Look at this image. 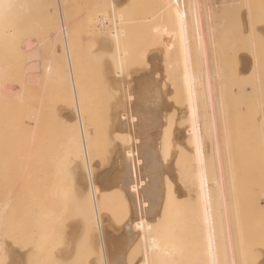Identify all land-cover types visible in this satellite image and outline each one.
<instances>
[{"label":"rangeland","instance_id":"rangeland-1","mask_svg":"<svg viewBox=\"0 0 264 264\" xmlns=\"http://www.w3.org/2000/svg\"><path fill=\"white\" fill-rule=\"evenodd\" d=\"M224 1L218 0V20ZM210 2L16 0L0 17L11 31L0 37V140L18 145L23 175L33 174L21 189L35 202L32 256L26 253L19 264H106L97 237L101 227L106 258L135 264V248L122 232L139 208L129 189L133 181L150 230L188 235L177 242L185 251L180 264L264 263V251L252 252L264 239L248 235L264 225V43L249 24L246 41L227 46L238 40L239 29L230 35L208 29L215 7ZM246 4L249 11L264 0ZM214 34L225 36V47L218 41L207 46ZM208 52L218 57L207 88ZM241 53L252 61L248 71ZM190 75L200 88L186 82ZM7 190L1 197L9 200ZM7 207L0 264H16ZM223 211L234 223L232 252L216 231L222 238L216 254L204 256L200 241L192 242L195 218L218 219ZM17 243L24 252L27 244Z\"/></svg>","mask_w":264,"mask_h":264},{"label":"bare ground","instance_id":"bare-ground-1","mask_svg":"<svg viewBox=\"0 0 264 264\" xmlns=\"http://www.w3.org/2000/svg\"><path fill=\"white\" fill-rule=\"evenodd\" d=\"M14 1L16 0H0V17H3L2 15H4L6 11L9 7H11V4L14 3ZM5 10V12H4ZM9 10V9H8ZM193 12H194V9H193ZM3 13V14H2ZM198 14V13H197ZM199 16V15H198ZM193 18V17H192ZM201 18V17H199ZM1 19V18H0ZM115 20V19H114ZM113 21V20H112ZM197 22V25L198 26V32H197V42H198V45L201 46L202 44V41H203V32H202V27L199 23L198 20H196ZM114 22V21H113ZM112 22V24H113ZM194 22V21H193ZM118 23L117 20H115L114 24ZM1 25V24H0ZM0 37H4L6 34H10V27H3L2 28V25L0 26ZM62 32L65 34V30H64V27L61 28ZM111 35L116 38V33L114 31L111 32ZM66 36V35H65ZM193 38V37H192ZM198 46V48L200 47ZM31 48V43L27 44L26 45V49H30ZM201 49V47H200ZM71 68V67H70ZM34 73H35V68H34ZM70 75V74H69ZM118 76L121 75L120 73L117 74ZM191 76V75H190ZM199 75H197L198 77ZM70 81L73 83V74L70 75ZM189 80L186 78L185 80H187L186 82L188 83V81H191L190 83H193L194 85V82L193 79L194 77H189ZM192 78V79H191ZM199 78V77H198ZM184 79V78H183ZM198 79H196L195 81H197ZM201 80V78L199 79ZM204 80V79H203ZM202 80V81H203ZM36 81V80H35ZM184 81V80H183ZM200 81V83L202 82ZM33 82H34V79H33ZM199 83V82H198ZM204 83V82H203ZM203 83H202V88L204 89L203 87ZM211 83V82H210ZM205 87H210L209 86V79H208V76H206V79H205ZM73 85V84H71ZM187 85H190L192 86V84H187ZM199 86V84H196L194 86ZM201 86V84H200ZM199 86V88H200ZM74 87V86H73ZM193 87V86H192ZM201 88V89H202ZM1 89V88H0ZM203 89L201 90L203 92ZM206 89V88H205ZM209 91V89H208ZM1 92V90H0ZM193 92V91H192ZM200 92V91H199ZM211 92V90H210ZM75 93V91H74ZM194 93V92H193ZM201 94V93H200ZM209 94V93H208ZM192 95V94H191ZM211 96V94H210ZM210 96H209V99H210ZM212 99V98H211ZM205 100V99H204ZM216 101V100H215ZM192 102V101H191ZM203 102V101H202ZM206 102V100H205ZM210 102V105H211V100L209 101ZM213 103V102H212ZM217 103V102H216ZM215 103V104H216ZM204 104V103H203ZM214 104V103H213ZM212 104V105H213ZM221 104V103H220ZM206 105V104H205ZM190 106V105H189ZM204 107V106H203ZM208 108V107H207ZM213 109V107H212ZM214 110V109H213ZM212 111V110H211ZM194 112V111H193ZM215 112V111H214ZM212 111V114L214 113ZM217 112V111H216ZM186 113V112H185ZM211 113V112H210ZM263 116H261L262 120L264 121V112H262ZM78 115L79 112H78ZM182 115V114H181ZM122 118L126 119L127 118V115L125 113H123L122 115H120ZM168 116V115H167ZM170 116V115H169ZM214 116V114H213ZM166 117V116H165ZM181 117V116H180ZM259 117V116H258ZM77 118V117H76ZM168 118V117H167ZM212 118V117H211ZM169 119V118H168ZM187 119V118H186ZM78 120V119H77ZM215 120V119H214ZM78 123V122H77ZM212 123L213 122V119H212ZM168 124V123H167ZM211 124V123H210ZM173 125V124H172ZM171 126V125H170ZM82 127V126H80ZM193 127V125H192ZM216 128V126H215ZM169 127L167 128L166 132L168 131L169 132ZM179 129V128H177ZM191 130L193 129L190 128ZM189 129V131H190ZM214 129V127H213ZM80 130V128H79ZM183 130V129H182ZM215 132V130H213ZM193 132V131H192ZM81 133V132H80ZM191 133V132H190ZM194 134V132L192 133V135ZM82 135V134H81ZM164 135L166 136V133H164ZM165 136H163L165 138ZM83 137V136H82ZM163 138V141H165ZM166 140L168 139V136H166L165 138ZM84 141V140H83ZM168 141V140H167ZM225 141V140H224ZM216 143V142H215ZM162 144V143H161ZM170 144V143H169ZM164 145H168V142L167 144L165 143ZM215 145H218V144H215ZM161 148V147H160ZM216 148V147H215ZM165 149V148H164ZM170 148H168V151H169ZM209 149V148H208ZM84 150V149H83ZM167 150V148H166ZM218 151V149H216ZM194 151V150H193ZM216 151V153H217ZM86 150H85V153L84 155H86L85 157L87 158V154H86ZM132 153L134 154V152H128L127 154L128 155H132ZM164 153V152H163ZM169 153V152H168ZM179 153V152H178ZM204 153V152H203ZM209 153V152H208ZM165 154H167V151L165 152ZM219 154V153H217ZM216 154V155H217ZM164 156V155H163ZM179 155H177V158ZM84 157V158H85ZM166 158V156H165ZM218 156H217V160H218ZM179 160V159H178ZM219 160H218V164H219ZM219 166V165H218ZM24 167L23 163H22V158H21V153L19 151V147L16 143H7L5 142L3 139L0 140V232L2 233V229H3V215H4V212H5V209L8 208L7 206L9 205L12 209V218H11V221H10V226L12 225L11 223L14 221L13 223V227L10 228V230L12 229V232L11 234V237H12V240L14 239V243L10 244V245H13L14 248H13V251L11 252L13 254V260L16 261V264L18 262L19 264V261L20 258H24V255H31L32 256V248H31V242H32V238H33V230H34V227H33V218H32V210L34 209V205L33 203V197H29V198H26L25 197H22L24 196L25 194L22 195V191L24 190L23 187H25V183H28L31 182L32 180V175H30L28 173L25 174V176L23 175V172H22V168ZM76 168V167H75ZM74 168V169H75ZM185 169V168H184ZM187 169V168H186ZM185 169V170H186ZM133 171L135 169H132ZM194 170V169H193ZM136 171V170H135ZM132 172V174L136 173V172ZM177 171V170H176ZM180 172V171H179ZM190 173V172H189ZM183 175V174H182ZM188 175V174H187ZM191 175V174H190ZM194 175V174H193ZM133 176V175H132ZM135 176V175H134ZM26 177V179H25ZM88 177V176H87ZM86 177V178H87ZM137 177V176H136ZM136 177H132L134 180L136 179ZM182 178V177H180ZM191 179V177H190ZM185 181V180H184ZM183 181V183H184ZM192 181V180H190ZM134 182L136 183V181H133V184L130 186L131 188H129L131 190V195H133V193L135 194V196H132V197H136L138 198V205L136 208H138L137 213L135 212V216L134 218H132V222L130 220V223L128 222V224H126V226L124 227L125 229L122 231L123 232V235L125 236V239H126V242H129V245L132 247L133 246V252H134V255L136 256L137 258V262L135 264H180L181 262V259L183 258V252L185 251H182L183 249L181 248L180 244L177 242H180L184 239H186V237L188 236L186 233L182 234V233H173V232H166V233H155L154 231L150 230V224L147 223L148 221H146V218H145V215H146V209H144V202H140V196H139V191H138V186L134 185ZM186 182V181H185ZM188 182V181H187ZM182 183V184H183ZM87 184L89 186V188L91 189V194L92 195V200H93V208H94V212L95 213V217H96V220L98 221L97 225L99 224V221L98 220V213H97V204H96V200H95V193L93 191V188H94V181L93 179L89 176V179L87 181ZM128 187V186H127ZM192 187V186H191ZM23 188V190L21 191V189ZM7 190L9 191L8 193H4V195H8V198L9 200H6L7 199V196H2L1 197V193H2V190ZM10 190L12 192H10ZM129 190V191H130ZM22 192V193H21ZM3 194V193H2ZM142 196V195H141ZM5 197V198H4ZM135 198V200H136ZM224 198V197H222ZM3 199V201H2ZM25 199V200H24ZM6 200V201H5ZM136 200V201H137ZM168 200V199H167ZM223 200V199H222ZM223 202L226 203L225 201V198L223 200ZM224 204V203H223ZM134 204V206H136ZM225 205V204H224ZM227 205V204H226ZM225 205V206H226ZM224 206V207H225ZM227 208V207H226ZM224 208V210L226 209ZM134 210V209H133ZM132 210V211H133ZM225 211H223V215L222 217L218 218V219H205V218H195V223H194V234H192V238H193V243H194V237L195 239L197 238V240L200 241V245H201V248L203 250V253H204V256H208V255H211V254H216V249H217V243L218 242V238H216V236L218 237V235L216 234V231H219V237L222 236L223 237V240L225 241V247L226 248L225 250H228L229 252H232V249H233V244L231 242V235H232V221H230L227 216V214L224 213ZM226 213H227V209H226ZM133 214V215H134ZM227 216H225V215ZM261 216V215H260ZM218 217V216H217ZM8 219V217H7ZM14 219V220H13ZM13 220V221H12ZM261 221V220H260ZM240 222V221H239ZM262 222V221H261ZM260 222V223H261ZM101 224V223H100ZM251 223H249L250 225ZM237 225V224H236ZM239 225V224H238ZM248 225V229H250V226ZM262 225V224H261ZM99 227H101V225H98ZM98 228V227H97ZM9 229V228H8ZM102 229V227H101ZM101 229H98V234H97V237H98V241H99V245L101 246L102 248V252H103V256H104V259L106 261V264H118L119 263V259L116 258L115 256H111L110 255V260H108L106 258V236L103 234V230ZM238 230V229H237ZM236 230V231H237ZM234 231V230H233ZM258 231V230H257ZM251 232V233H248V235L250 236H256V235H259L261 237H259L260 239H264V225H262V229L260 232ZM126 232V233H124ZM129 234H128V233ZM239 232V231H238ZM14 233V234H13ZM240 234L241 231H240ZM2 234H0V260H1V257H2V254L4 252V241H2ZM239 235V233H238ZM237 235V236H238ZM243 236V235H242ZM241 236V237H242ZM127 237V238H126ZM189 237L190 234H189ZM188 237V238H189ZM222 239V238H221ZM220 239V240H221ZM241 239V238H240ZM239 239V240H240ZM219 240V241H220ZM242 240V239H241ZM182 243H185L183 242ZM187 241V240H186ZM224 241L222 242V244L224 243ZM13 242V241H12ZM19 242L20 244H22V242H25L27 245L25 246L26 247V250L24 252H22V249H20V245L17 243ZM197 243V242H196ZM7 244V243H6ZM109 244V243H108ZM198 244V243H197ZM207 244V245H206ZM221 244V243H220ZM252 244V243H251ZM9 245V246H10ZM182 245V244H181ZM184 245V244H183ZM182 245V247H183ZM190 245V243H189ZM195 245V244H194ZM12 246V247H13ZM188 246V245H187ZM187 246H184L185 248ZM240 246V245H239ZM243 246V245H242ZM197 247V246H196ZM182 250H181V249ZM190 248V247H189ZM192 248V246H191ZM194 248V247H193ZM192 248V249H193ZM192 249H188V250H191L193 251ZM223 249V248H222ZM240 249V248H239ZM224 250V251H225ZM223 251V252H224ZM264 251V241L262 243L258 242V244H254L252 246V252H254L256 255H260L262 252ZM195 252V251H194ZM5 253V252H4ZM253 253V254H254ZM201 254V253H200ZM231 254V253H230ZM227 255V253H226ZM224 255V256H226ZM27 257V256H26ZM200 257V256H199ZM227 257V256H226ZM231 257V256H230ZM19 258V259H18ZM228 258V257H227ZM232 259V258H231ZM243 261V260H242ZM241 261V262H242ZM262 261V260H261ZM231 264H233V261L230 260ZM245 262V261H244ZM243 262V263H244ZM1 263V262H0ZM3 263V262H2ZM242 263V264H243ZM260 263V262H259ZM245 264V263H244ZM258 264V263H257ZM260 264H264L263 262L260 263Z\"/></svg>","mask_w":264,"mask_h":264},{"label":"crops","instance_id":"crops-1","mask_svg":"<svg viewBox=\"0 0 264 264\" xmlns=\"http://www.w3.org/2000/svg\"><path fill=\"white\" fill-rule=\"evenodd\" d=\"M246 2L247 0H237V1L225 0L223 2V9H224L223 17L218 20V16H219L218 9L220 8V5L218 0H213V4L215 5L216 8L212 7L214 9L213 19L208 22L207 24L208 29L210 28L214 30V28H218L223 32V34L226 32L229 35L231 34L232 28L239 29L238 40H234L232 43L230 42L227 43L226 45L229 47L232 44L233 46L236 45L240 46L244 40L246 41V36L248 35V30L250 29L249 24H253V28L255 29L256 33H258L261 36L264 43V5L263 6L261 5L260 7H258L259 6L258 5L253 9L250 8V10L248 11V5L246 4ZM213 4H211L210 2V7ZM256 15H258L259 18L258 21L256 20ZM224 37L222 36L220 40L216 34H214V36L212 37L209 36L207 46L209 47L211 43L215 45L216 42L218 41L217 43H219L220 45H224L225 47V39H223ZM244 54L245 53H241L239 55V59L240 61H243L245 63L244 69L245 71H248V69H250L252 61L249 57H247ZM217 57H218V53L217 54L214 53L213 55H211L210 52L207 53V63L209 66L208 78L210 79L212 78V71H214V69L212 70L211 62L212 60H217ZM213 107L214 109L218 108V107L216 108L215 105ZM262 109L264 111V105Z\"/></svg>","mask_w":264,"mask_h":264},{"label":"snow or ice","instance_id":"snow-or-ice-1","mask_svg":"<svg viewBox=\"0 0 264 264\" xmlns=\"http://www.w3.org/2000/svg\"><path fill=\"white\" fill-rule=\"evenodd\" d=\"M262 137H264V131H262Z\"/></svg>","mask_w":264,"mask_h":264}]
</instances>
